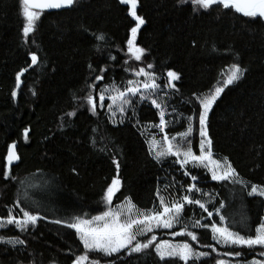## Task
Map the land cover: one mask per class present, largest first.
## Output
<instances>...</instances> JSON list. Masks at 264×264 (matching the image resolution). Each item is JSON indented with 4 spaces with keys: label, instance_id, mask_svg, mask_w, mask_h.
<instances>
[{
    "label": "trees",
    "instance_id": "obj_1",
    "mask_svg": "<svg viewBox=\"0 0 264 264\" xmlns=\"http://www.w3.org/2000/svg\"><path fill=\"white\" fill-rule=\"evenodd\" d=\"M128 7L119 0H76L68 9L43 12L35 30L25 38L19 0H0V218L7 217L9 210L19 218L21 208L45 217L27 232L11 225L0 229V236H19L26 241L15 247L0 243V264H72L74 254H81L83 246L74 229L53 221L85 213L90 218L106 209L102 197L117 175L113 159L119 161L121 180L113 206L128 197L138 208L152 209L159 205V188L160 195L168 200L186 194L200 199L213 213L208 218L198 206H186L183 222L198 241L173 235L183 230L180 224L147 234L142 242L155 235L157 241L189 242L197 251L210 253L195 264H214L216 259L231 264L264 260L259 247H227L211 238L210 228L191 227L194 218L211 224L219 223L223 215L224 226L242 235L254 234L264 220L263 198L248 196L240 184L213 181L202 169H186L198 177L193 182L171 161L157 163L149 155L144 128L157 124L159 116L148 102L135 104L139 98L133 97L136 116L125 106L127 111L118 114L115 122L108 117L107 100L103 108L98 104L103 86L124 90L127 81L135 79L134 70L143 67L154 73L162 88L167 72L175 71L180 74V80L173 82L179 91L160 92L161 101H167L166 120L171 122L165 131L173 136L186 130L185 118L198 108L196 97L214 89L230 66L239 63L247 71L213 105L208 131L214 154L227 157L247 184L264 186V20H253L222 6L194 12L190 4L180 5L177 0H139L137 13L145 24L136 43L146 52L136 61L126 53L130 28L135 26L127 15ZM101 34L103 41L96 39ZM32 53L38 58L35 65L31 63ZM149 63L151 69L147 68ZM25 68L14 99L16 75ZM101 68H107L105 78L94 81ZM93 83L95 88H89ZM89 92L97 103L96 115L84 99ZM72 112L76 114L68 115ZM193 124L190 139L196 151L198 120ZM11 144L16 145L20 159L11 166L6 180L3 171ZM191 183L201 191L186 192ZM21 185H25V193H21ZM165 185H170L167 191ZM33 186L40 190L30 191ZM25 196L26 201H22ZM207 245L215 246L216 251ZM228 251L244 255L224 256ZM91 256L100 264H166L154 245L131 256L126 250L111 257L100 253Z\"/></svg>",
    "mask_w": 264,
    "mask_h": 264
},
{
    "label": "snow or ice",
    "instance_id": "obj_2",
    "mask_svg": "<svg viewBox=\"0 0 264 264\" xmlns=\"http://www.w3.org/2000/svg\"><path fill=\"white\" fill-rule=\"evenodd\" d=\"M21 5V14L25 20L23 24L22 32L23 36L27 38L30 33L35 30L37 21L40 19L42 13L47 9H62L71 7L76 0H19ZM178 4L185 5L190 4L194 12H198L203 9L205 11L213 8V6H222L223 9H232L236 13L242 14L244 17L251 18L253 20H264V0H177ZM122 5L129 6L127 15L135 21V26L130 28V36L127 38V51L132 58L136 61H140L146 49L140 47L137 43V34L142 25L145 24L143 16L138 15L137 9L139 0H119ZM97 40L103 41L104 35L96 36ZM99 50V49H98ZM37 55L31 54V63L35 65L37 63ZM115 59V57H111ZM153 65L149 63L148 69H151ZM89 69L93 72L96 69L89 64ZM128 69H125L127 71ZM27 68L22 69L16 75V88L21 86V76ZM247 69L241 67L239 63H233L230 66V70L226 77L222 81H218L214 89L209 90L207 94L197 96L198 108L193 110V115L186 117L187 127L186 130L177 133L171 137L165 134L161 140H158L153 136L150 140L146 141L149 145V155L157 163H163L168 157H175L174 164H178L180 169H185L186 166L191 165L192 168H207L211 173V179L214 181H230L234 184H245L243 179L240 178L237 170L228 161L227 157L223 158V161L213 158V141L208 131V117L221 94L225 89L237 81H239ZM107 72V68H101L99 74L94 76V81L103 80L104 73ZM136 76H144L146 79L143 82V93L140 87V82L128 80L127 86L124 90H120L113 85L111 88L104 87L100 90L99 101L100 107H104L105 93H110L108 99L112 101L108 105L109 112L114 116L118 110L122 115L127 111L125 106L132 108L133 116H136L135 104H139L144 101L150 100L151 106L157 109L159 116L158 124H150L149 127H154L159 132L164 133L165 129L171 123L165 119L167 114V101H158L157 99H150L152 93L160 88V85L156 83L157 76L145 70L141 67L138 70H134ZM180 74L169 70L167 72V81L164 87L179 91L176 84L173 81H179ZM95 83L90 84L89 88H95ZM114 93V94H111ZM147 93V94H144ZM35 94V93H33ZM139 94V100L134 104L132 97H136ZM17 95L16 91L12 92V96ZM89 106V111L93 114H97V103L91 92L84 98ZM173 111H176L173 108ZM76 113L72 112L68 115L74 116ZM198 120V133H199V154H196L193 150V145L190 137L194 132L193 122ZM121 119L120 123H123ZM139 120L137 119V124ZM28 130L25 129L24 137L27 139ZM175 141V143H173ZM20 157L15 152V144L8 147V153L6 157L7 165L3 171V178L9 179L11 175V166L14 161H18ZM112 163L116 167L117 175L111 179V183L107 186L106 191L102 197L107 210L100 212L98 215L88 214L75 215L69 220L57 219L53 221L56 224H64L69 229H74L76 236L80 243L83 245L81 254H74L72 264H100V260L92 258V253H100L105 257H111L113 254H120L126 250V254L131 256L133 253H142L145 250L155 247V252L159 256L161 261H183L184 264H189L192 261L201 260L208 257L210 253L197 251L191 243L182 242L173 244L167 240L160 243H155L157 237L152 235L146 241L141 242L137 239L138 236H145L148 233H152L156 228L171 229L175 224L182 225L181 232H174L175 236L190 237L191 241H198L197 235L188 230V224L183 222V215L185 213L186 206L196 205L204 212H207L208 218L213 216V213L208 210L205 203L200 199L193 196L184 195L180 199L172 198L166 199L163 195H160L161 190L157 189V197L159 199V207L152 209H140L138 208L130 198L125 197L123 204L116 205L115 209L110 207L113 203V198L120 191L121 180L119 178V161L113 159ZM75 171V169L73 170ZM185 177H190L191 181L198 180L196 175L191 174V170H185L183 172ZM170 185H165V191H167ZM183 188L184 186L181 185ZM201 189L197 187L196 183H191L187 186L186 192H200ZM248 196H258L264 198V186H258L252 184L250 191L247 192ZM223 207V204L220 205ZM162 209V210H161ZM219 209H216L217 215H219ZM22 213L21 217L14 215L9 210L7 217L0 218V229L7 226H14L21 233L27 232L29 226L34 227L37 222L45 217L39 215V213H33L31 211L20 209ZM225 217L219 216V223L212 222L211 224H201L199 218H194L191 223L193 228H204L211 230V238L216 241L217 244H223L227 247H241L250 250H255L257 247L261 249L260 256L264 257V221H262L258 227L255 228L254 234L242 235L238 231L232 230L228 226H224L223 222ZM0 243L11 245H25L26 241L19 236L5 238L0 236ZM211 247L215 252L216 248L213 245H207ZM224 256L242 257L244 254L240 251H228L223 253ZM109 264H114L109 262ZM214 264H230V261L224 259H216ZM237 264H241V261H237ZM243 264H264V260L243 261Z\"/></svg>",
    "mask_w": 264,
    "mask_h": 264
},
{
    "label": "rangeland",
    "instance_id": "obj_3",
    "mask_svg": "<svg viewBox=\"0 0 264 264\" xmlns=\"http://www.w3.org/2000/svg\"><path fill=\"white\" fill-rule=\"evenodd\" d=\"M126 47H127V44H126ZM126 53L131 57V55L128 53V51H127V48H126ZM132 58V57H131ZM132 59H134V58H132ZM228 72H229V70H228ZM145 77L144 76H136L135 77V79L133 80V81H138V82H140V87H141V90H142V93H143V82L145 81ZM158 81H159V79L157 78V80H156V83L158 84ZM174 82V81H173ZM104 87H106V86H103L102 88H104ZM107 87H109V88H111L112 86L110 85V86H107ZM167 90H170L169 88H166V87H161L160 86V88L158 89V90H156L154 93H152L151 94V96H150V99H157L158 101H161L162 99H161V94H160V92L161 91H167ZM110 93H105V101L107 100V112H108V117H109V119L112 121V122H115V119H117V116H118V114H121L118 110L115 112V115L113 116L110 112H109V109H108V105L109 104H111L112 103V101L110 100V99H108V95H109ZM111 94H114V93H111ZM144 94H147V93H144ZM137 98H139V94L136 96ZM133 98V97H132ZM104 101V102H105ZM146 102H148L149 104H150V100H148V101H146ZM98 104L100 105V101H99V97H98ZM165 119H166V117H165ZM117 121V120H116ZM159 123V122H158ZM157 123V124H158ZM199 127V126H198ZM165 134H167L166 133V131L164 132V133H161V132H159V130L157 129V128H154V127H149V125L148 126H145V128H144V135H145V137H146V141H148V140H150L153 136H155L158 140H161L162 141V138H163V136L165 135ZM169 137H171V136H169ZM198 142H199V133H198V137H197V140H196V151H194L196 154H199V146H198ZM173 143H175V141L173 142ZM147 145H148V143H147ZM148 148H149V145H148ZM213 158L214 159H217V160H221V161H223V157H220V156H217L216 154H214L213 153ZM176 158L175 157H168L166 160L167 161H171V163H173V161L175 160ZM175 165H177V166H179L178 164H175ZM180 167V166H179ZM189 167H191V165H188V166H186V168L185 169H182L183 171H185L186 169H188ZM198 169H202V170H204L205 171V173H207L209 176H210V178H211V173L208 171V169L207 168H198ZM214 181V180H213ZM228 182H230V181H228ZM232 183V182H231ZM240 185H242V186H244L245 188H246V190H247V192L248 191H250V187H251V185H249V184H247L246 182H245V184H240ZM22 187H21V193H25L26 192V188L24 187L25 185H21ZM34 190H37V191H39L40 190V188H39V186H33V188L31 187V190L30 191H33V192H35ZM26 199H27V196H25V197H23L22 198V201H26ZM264 199V198H263ZM23 203H25V202H23ZM30 204H32L31 202H29ZM123 204V203H122ZM30 206V205H29ZM107 207L108 206H106V209L105 210H107ZM110 207H112L113 209H115V207H116V205L115 206H113V205H111ZM156 207H159V205H157ZM104 210V211H105ZM162 210V209H161ZM264 221V220H263ZM178 226H180V224H175L174 225V227H178ZM173 227V228H174ZM172 229V228H171ZM157 230H170V229H164V228H156V229H154V231L153 232H155V231H157ZM148 234H150V233H148ZM147 235V234H146ZM145 235V236H146ZM142 237H144V236H138L137 237V239L138 240H140L141 241V239H142ZM142 242V241H141ZM160 242H162V241H155L154 242V244L155 243H160ZM169 242H171V243H173V244H176V242H173V241H169ZM82 245V244H81ZM83 246V245H82ZM259 260H260V258H259ZM250 262V261H249ZM231 264V263H230ZM237 264V263H236ZM241 264H243V262H241Z\"/></svg>",
    "mask_w": 264,
    "mask_h": 264
},
{
    "label": "water",
    "instance_id": "obj_4",
    "mask_svg": "<svg viewBox=\"0 0 264 264\" xmlns=\"http://www.w3.org/2000/svg\"><path fill=\"white\" fill-rule=\"evenodd\" d=\"M68 8H70V7L62 8V9H47V10H45L44 12H54V11H59V10L68 9ZM24 74H25V72H24ZM24 74H23V75H24ZM23 75H22V76H23ZM22 76H21V77H22ZM20 87H21V86H20ZM18 90H19V88L17 89V88H16V84H15V89H14V91L18 92ZM13 98L15 99L16 96L13 97ZM11 145H12V144H11ZM9 146H10V145H9ZM15 152H16V145H15ZM7 153H8V150H7ZM16 154H17V152H16ZM6 157H7V154H6ZM5 160H6V158H5ZM18 162H19V160H18V161H14L13 164H12V166L16 165ZM6 165H7V161H6Z\"/></svg>",
    "mask_w": 264,
    "mask_h": 264
}]
</instances>
